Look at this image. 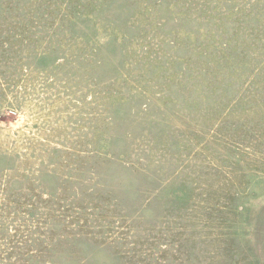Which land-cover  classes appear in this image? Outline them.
<instances>
[{
    "label": "rangeland",
    "instance_id": "1",
    "mask_svg": "<svg viewBox=\"0 0 264 264\" xmlns=\"http://www.w3.org/2000/svg\"><path fill=\"white\" fill-rule=\"evenodd\" d=\"M0 264H264V0H0Z\"/></svg>",
    "mask_w": 264,
    "mask_h": 264
}]
</instances>
